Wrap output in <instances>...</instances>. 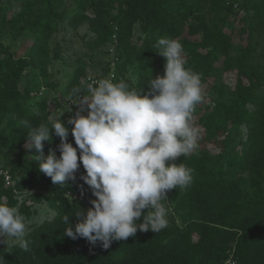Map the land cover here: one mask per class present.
Listing matches in <instances>:
<instances>
[{
  "label": "trees",
  "instance_id": "1",
  "mask_svg": "<svg viewBox=\"0 0 264 264\" xmlns=\"http://www.w3.org/2000/svg\"><path fill=\"white\" fill-rule=\"evenodd\" d=\"M13 7L18 10L10 14ZM238 18L242 26L235 40ZM84 24L93 53L109 55L116 36L115 80L132 88L147 92L152 76L164 74L165 58L153 47L160 37L182 44L186 67L200 75L201 84L215 79L213 104L202 111L204 95L193 114L203 127L198 149L176 161L193 170V180L187 189L168 192V227L158 233L138 230L107 249L64 235L63 217L75 224L73 215L95 198L80 179L83 166L75 181L60 187L38 170L24 147L25 121L36 126L51 118L50 89L59 93L55 97L75 98L73 88L87 94L84 60L75 63L63 87L54 82L56 64L65 62L57 34ZM136 24L142 30L138 40ZM18 41L31 42L21 55L13 48ZM111 64L97 76L108 74ZM225 72L237 74L234 85L224 80ZM71 114L60 118L66 122ZM68 140L75 146L71 132ZM59 143L53 133L51 143L44 142L45 154L53 148L59 156ZM0 160L15 180L7 186L0 177V201L27 217L38 203L55 211L27 230V251L16 242L0 247L3 264H264V0H4Z\"/></svg>",
  "mask_w": 264,
  "mask_h": 264
},
{
  "label": "clouds",
  "instance_id": "2",
  "mask_svg": "<svg viewBox=\"0 0 264 264\" xmlns=\"http://www.w3.org/2000/svg\"><path fill=\"white\" fill-rule=\"evenodd\" d=\"M153 47L165 58L164 74L152 76L147 92L124 80L94 79L86 85L87 94L73 88L76 108L66 122L60 118L63 112L36 126L25 121L24 147L53 184L75 181L83 166L80 179L95 198L91 207L73 215L75 224L63 217L64 235L71 239L85 238L107 249L138 230L158 233L169 224L168 192L192 183L193 170L176 161L199 146L193 114L204 99L201 78L186 67L177 39L160 37ZM53 133L60 139L59 156L53 148L44 152ZM27 228L19 210L0 201V243L7 246L12 240L27 251Z\"/></svg>",
  "mask_w": 264,
  "mask_h": 264
},
{
  "label": "rangeland",
  "instance_id": "3",
  "mask_svg": "<svg viewBox=\"0 0 264 264\" xmlns=\"http://www.w3.org/2000/svg\"><path fill=\"white\" fill-rule=\"evenodd\" d=\"M67 2L69 3L71 2V0H67ZM17 10L18 7H13L10 14L17 12ZM241 16H243V13L241 14ZM241 26L242 21L238 18L234 23V30L232 31L235 40L240 39L238 32ZM227 30L230 31L229 28ZM134 31L135 40H138L139 37L142 36V30L139 24L135 25ZM89 38H91V32L89 31L87 24L82 25L76 32L72 29H67L57 34L56 40H58L61 44L62 54L65 61L63 62L62 60H60L55 66L54 82L57 84L58 88L65 85L70 73L75 67V63H77L79 60H84L88 63L87 75L83 78V81H85L86 77L88 76H97L98 74L101 75L104 72L107 64H111L112 60H114V55L111 52L109 55H107L105 52L93 53L92 51H90L89 47L86 44ZM30 44L31 42L28 41L25 43L18 41L13 45V48L18 52V54L21 55L27 50ZM182 55L185 58L186 55L183 51ZM222 75L227 83H229L230 85H234L237 78V74L235 72H225ZM214 81V78H210L208 82L201 84L203 94L206 96L205 102L201 105L202 111L205 110L207 106L213 104L214 93L212 90V84L214 83ZM44 90L45 89H43V91ZM56 94L59 93H56L55 89H50L47 93L50 101V110L52 113H54L51 114V118L58 117L60 115V113H58L56 110L62 106V102L65 100V97H62V99H59V97H55ZM36 100L37 98H34L32 103H34V101ZM29 109H33V105H31ZM198 119L199 115L194 118L196 122L198 121ZM196 126L200 130H202L203 128L201 124H197ZM244 130L245 129H243V132ZM209 147L212 148L210 144ZM1 166L2 161L0 160V168ZM21 197L22 196H19L20 200ZM34 208L36 211L30 217H27L25 215L23 216L25 218L26 224L28 225L27 230L31 227L32 224L39 223L44 219L52 218L55 214V211L50 208L45 202L34 205ZM13 243H15V241L9 240L7 246L4 243H0V247L8 249Z\"/></svg>",
  "mask_w": 264,
  "mask_h": 264
},
{
  "label": "built area",
  "instance_id": "4",
  "mask_svg": "<svg viewBox=\"0 0 264 264\" xmlns=\"http://www.w3.org/2000/svg\"><path fill=\"white\" fill-rule=\"evenodd\" d=\"M4 0H0V4L3 2ZM115 41H114V46L111 47L110 49V52L114 55V60L112 61V67L109 71L108 74L104 75V76H96V75H93V76H88L86 77L85 79V84L87 85L88 83H90L91 81H93L94 79H100V78H114L115 80V63L116 61L118 60V57L116 56L115 54V45L117 44V39H116V36L114 35L113 36ZM59 99H62L61 96H59ZM62 102V101H61ZM76 102V99L75 98H65V100L62 102V106L59 107L56 111L58 113H62V115L64 113H69L73 108V110L76 108V105H73L71 103H75ZM0 177L3 178L5 184L7 186H11V185H14L15 183V180L13 179V176L11 174V172L8 170V169H5L3 167L0 168ZM68 196H72V197H76L75 194H73L72 192H68L67 193ZM166 207L168 208V213L171 212L172 210V207L169 206V204L166 205ZM233 254H231V257L230 259L228 260V263L230 262L231 258H232Z\"/></svg>",
  "mask_w": 264,
  "mask_h": 264
},
{
  "label": "crops",
  "instance_id": "5",
  "mask_svg": "<svg viewBox=\"0 0 264 264\" xmlns=\"http://www.w3.org/2000/svg\"><path fill=\"white\" fill-rule=\"evenodd\" d=\"M99 75V74H98ZM51 109V108H50ZM52 114H54V113H52ZM52 116V115H51Z\"/></svg>",
  "mask_w": 264,
  "mask_h": 264
}]
</instances>
